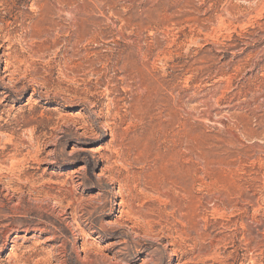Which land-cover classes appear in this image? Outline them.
I'll list each match as a JSON object with an SVG mask.
<instances>
[{"label":"rangeland","instance_id":"rangeland-1","mask_svg":"<svg viewBox=\"0 0 264 264\" xmlns=\"http://www.w3.org/2000/svg\"><path fill=\"white\" fill-rule=\"evenodd\" d=\"M0 264H264V0H0Z\"/></svg>","mask_w":264,"mask_h":264}]
</instances>
